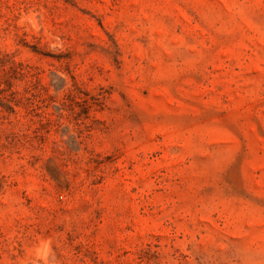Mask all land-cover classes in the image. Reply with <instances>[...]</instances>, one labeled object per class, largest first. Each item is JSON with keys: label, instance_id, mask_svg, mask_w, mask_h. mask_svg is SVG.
Returning a JSON list of instances; mask_svg holds the SVG:
<instances>
[{"label": "rangeland", "instance_id": "obj_1", "mask_svg": "<svg viewBox=\"0 0 264 264\" xmlns=\"http://www.w3.org/2000/svg\"><path fill=\"white\" fill-rule=\"evenodd\" d=\"M0 264H264V0H0Z\"/></svg>", "mask_w": 264, "mask_h": 264}]
</instances>
